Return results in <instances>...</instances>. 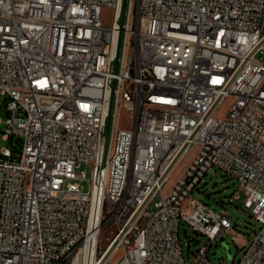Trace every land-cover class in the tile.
Returning <instances> with one entry per match:
<instances>
[{
	"label": "built area",
	"instance_id": "2783aa9c",
	"mask_svg": "<svg viewBox=\"0 0 264 264\" xmlns=\"http://www.w3.org/2000/svg\"><path fill=\"white\" fill-rule=\"evenodd\" d=\"M0 106V264H215L212 168L259 222L236 264H264V0H0Z\"/></svg>",
	"mask_w": 264,
	"mask_h": 264
},
{
	"label": "rangeland",
	"instance_id": "374dc122",
	"mask_svg": "<svg viewBox=\"0 0 264 264\" xmlns=\"http://www.w3.org/2000/svg\"><path fill=\"white\" fill-rule=\"evenodd\" d=\"M136 0H133V11L135 12ZM112 9L108 6L103 8L102 21L105 25L112 23ZM232 98H228L220 111L228 110ZM0 149L4 146L20 147L16 139L4 138L3 130L7 119V110L5 106H0ZM192 153V151H191ZM187 155L184 160L175 168L173 178L176 179L190 160V155ZM80 170H85L87 177L91 176V167L83 164ZM84 189L89 188L87 180L82 181ZM192 196L208 203L216 211L226 214L231 220L232 227L223 234L224 238L221 241H215L209 250V258L215 264H236L243 256L247 245L255 238L259 228V222L252 215L251 209L246 206L245 192L240 187V182L229 176L225 171L212 168L209 170L204 179L196 185ZM160 196H156L148 207L149 210L155 208V202ZM116 230V226L112 223H106L102 231V242L106 243L112 237ZM180 244L187 256L192 257L199 247L207 240L203 235H198L195 230L185 221H181L179 231ZM195 241V242H194ZM223 251L219 257L218 251ZM118 258V255L116 256ZM74 264H81V261L75 258Z\"/></svg>",
	"mask_w": 264,
	"mask_h": 264
},
{
	"label": "water",
	"instance_id": "95a60500",
	"mask_svg": "<svg viewBox=\"0 0 264 264\" xmlns=\"http://www.w3.org/2000/svg\"><path fill=\"white\" fill-rule=\"evenodd\" d=\"M223 254V251L219 250L217 255L220 257Z\"/></svg>",
	"mask_w": 264,
	"mask_h": 264
},
{
	"label": "bare ground",
	"instance_id": "6f19581e",
	"mask_svg": "<svg viewBox=\"0 0 264 264\" xmlns=\"http://www.w3.org/2000/svg\"><path fill=\"white\" fill-rule=\"evenodd\" d=\"M81 264H84V262L81 261Z\"/></svg>",
	"mask_w": 264,
	"mask_h": 264
}]
</instances>
